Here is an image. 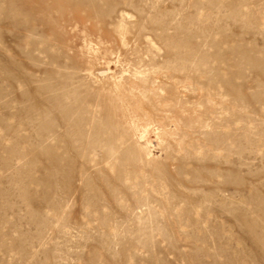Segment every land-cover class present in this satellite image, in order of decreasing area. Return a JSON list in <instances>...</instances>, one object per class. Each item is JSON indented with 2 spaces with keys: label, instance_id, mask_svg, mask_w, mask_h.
Instances as JSON below:
<instances>
[{
  "label": "rangeland",
  "instance_id": "obj_1",
  "mask_svg": "<svg viewBox=\"0 0 264 264\" xmlns=\"http://www.w3.org/2000/svg\"><path fill=\"white\" fill-rule=\"evenodd\" d=\"M0 264H264V0H0Z\"/></svg>",
  "mask_w": 264,
  "mask_h": 264
},
{
  "label": "bare ground",
  "instance_id": "obj_2",
  "mask_svg": "<svg viewBox=\"0 0 264 264\" xmlns=\"http://www.w3.org/2000/svg\"><path fill=\"white\" fill-rule=\"evenodd\" d=\"M119 29H120V31H122V32H127L128 31V28H127V26L124 24H120L119 25ZM113 79V81H115V77H113L112 78ZM115 83V86H117L116 84L118 83L117 81H115L114 82ZM146 84V83H145ZM116 88H119V86L118 87H116ZM141 88H144V89H146L145 88V86H143V87H141ZM147 91V90H146ZM129 92H130V94L132 95V102L131 103H133L132 104V107L134 108V110H133V112H138V113H142V115H141V117H136L135 118V120H133V119H129V127L131 128V130H132V137H131V140L130 141H126V150H127V155L129 156V158L130 159H132L133 161H134V163H137L138 165H140L141 167L143 166V167H147V168H151V166H153V161L155 162V160H153V159H155V158H151L150 157V155L148 154V152H147V148L146 147H143L141 144H140V140H143V138H145L146 137V134H147V132H148V130H152V132L156 135V137L158 138V137H160L159 135H160V132L158 131V128H155V126H153V123H152V116L150 115V113H148V111L147 112H145L142 108H141V106H140V104H141V102L143 101V99L145 98V94H144V92L142 93V92H138V88H136V87H132L131 86V84H130V87H129ZM148 92H153L152 90H151V88L149 89V91ZM146 93V92H145ZM176 98V97H175ZM178 101V100H177ZM176 101V102H177ZM171 102V101H170ZM171 103H173V102H171ZM181 103V102H180ZM168 104V103H167ZM174 104V103H173ZM164 106H165V104H163ZM162 105V106H163ZM174 106V105H173ZM178 106V105H177ZM166 107H167V105H166ZM168 107H169V105H168ZM151 108V107H150ZM165 108V107H164ZM183 108V107H182ZM176 109H178V108H176ZM180 110V109H179ZM150 111V110H149ZM185 112H188V111H185ZM134 113V114H135ZM132 118V117H131ZM169 134V133H168ZM166 135V134H165ZM116 142H117V140H116ZM122 144V143H121ZM123 144H124V142H123ZM149 144V143H148ZM101 145V144H100ZM179 146V145H178ZM192 146V145H191ZM101 148V147H100ZM180 148V147H179ZM110 149V148H109ZM115 151V150H114ZM181 151V150H180ZM196 152V151H195ZM118 154L119 153H117L116 155H114V153H112V151H110V150H108L107 151V153H106V156H105V161H104V163L107 161V158H109L112 162H107V163H105V164H107V166H108V168H109V170L110 171H114V168H115V162H117V160H118V157H116V156H118ZM94 155V154H93ZM93 155H91L90 157V159H91V162H93L94 161V156ZM103 156H104V154H103ZM97 157V156H96ZM98 158V157H97ZM157 160V159H156ZM109 161V160H108ZM95 162V161H94ZM93 164V163H92ZM95 165V164H94ZM157 166V165H156ZM155 166V167H156ZM153 168V167H152ZM151 168V169H152ZM140 170V172H141V170L142 169H139ZM155 170V169H154ZM160 170V169H159ZM158 170V171H159ZM140 172H139V174H140ZM152 172H154V171H152ZM131 173V172H130ZM144 173V172H143ZM155 173V172H154ZM139 174H136V175H134L135 176V179H137L138 178V176H139ZM156 174H158V173H156ZM159 174H160V172H159ZM129 173H127V174H125V175H123V180L124 181H128L129 180ZM145 175H146V173H145ZM145 175L143 174V180H145ZM152 176V175H151ZM147 178V177H146ZM157 178V177H156ZM156 178H152L151 177V180L153 179V180H156ZM159 178V177H158ZM158 180V179H157ZM153 182V181H152ZM142 184H145L146 186L145 187H148L149 189H150V191L151 192H153V193H155V191L157 190L156 188V186L154 185V182L153 183H151V181H144V183H142ZM141 184V185H142ZM159 184V183H158ZM144 186V185H143ZM159 186H161V185H159ZM138 187V186H137ZM145 187H143V188H145ZM143 188L141 189V190H143ZM162 188V187H161ZM140 190V191H141ZM146 190H147V188H146ZM145 190V191H146ZM135 191H136V188H135ZM144 191V190H143ZM138 193H139V190H138ZM144 193V192H143ZM145 194V193H144ZM144 194H142V195H144ZM158 195V194H157ZM136 195H134V197H135ZM138 196V195H137ZM143 197H145V196H143ZM140 198V197H139ZM136 201H138L137 199H136Z\"/></svg>",
  "mask_w": 264,
  "mask_h": 264
}]
</instances>
